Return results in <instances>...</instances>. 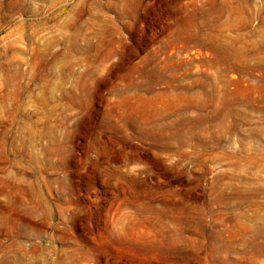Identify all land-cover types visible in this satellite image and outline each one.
<instances>
[{"label": "rangeland", "instance_id": "obj_1", "mask_svg": "<svg viewBox=\"0 0 264 264\" xmlns=\"http://www.w3.org/2000/svg\"><path fill=\"white\" fill-rule=\"evenodd\" d=\"M263 243L264 0H0V264Z\"/></svg>", "mask_w": 264, "mask_h": 264}, {"label": "bare ground", "instance_id": "obj_2", "mask_svg": "<svg viewBox=\"0 0 264 264\" xmlns=\"http://www.w3.org/2000/svg\"><path fill=\"white\" fill-rule=\"evenodd\" d=\"M230 92V91H229ZM233 94V93H232ZM159 95H160V97H162L161 96V94H158V95H155L156 97H159ZM199 94L198 93H193V94H191V95H188V97L194 102L193 104L195 105V106H198V107H209L210 105H212V104H215V101L217 100V101H220V103L218 104V105H216L215 106V110H214V112H213V115L215 116V117H217V118H219L220 116H221V108H222V106L224 105V103H225V100H226V96H225V94L223 93V94H221L220 95V97L217 99V94L214 92V93H211V94H209L208 95V97H207V101L204 103V104H201V103H199L198 102V100H199ZM230 96V95H229ZM151 98V97H150ZM248 98H244V97H237V98H234V100H236V102L237 103H242V102H244L245 100H247ZM227 102V101H226ZM192 104V105H193ZM188 107V106H187ZM171 109V108H170ZM170 109H167V111H170ZM185 109H187V108H184L183 110H185ZM150 119V118H149ZM208 119H210V117H208ZM158 120L157 119H155V118H152V119H150V120H148L147 122H157ZM132 122H142L141 120H137V119H133L132 120ZM197 122V121H196ZM162 130V129H161ZM167 130V129H166ZM163 131V130H162ZM262 247H264V243L262 244ZM261 246H260V251H262L263 250V248H262Z\"/></svg>", "mask_w": 264, "mask_h": 264}]
</instances>
